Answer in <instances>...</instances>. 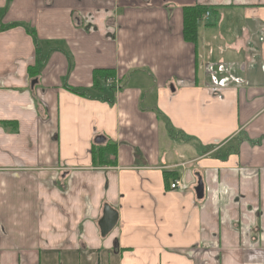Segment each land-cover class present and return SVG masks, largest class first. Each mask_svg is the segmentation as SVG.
<instances>
[{
	"label": "crops",
	"instance_id": "0c3cea01",
	"mask_svg": "<svg viewBox=\"0 0 264 264\" xmlns=\"http://www.w3.org/2000/svg\"><path fill=\"white\" fill-rule=\"evenodd\" d=\"M0 264H264V0H0Z\"/></svg>",
	"mask_w": 264,
	"mask_h": 264
},
{
	"label": "trees",
	"instance_id": "16d2710c",
	"mask_svg": "<svg viewBox=\"0 0 264 264\" xmlns=\"http://www.w3.org/2000/svg\"><path fill=\"white\" fill-rule=\"evenodd\" d=\"M207 12V8L202 6L188 7L183 10V30L182 36L185 42L196 44L197 41V25L203 14ZM113 74L110 70H95L93 72L94 87H98L100 79L107 80L112 78Z\"/></svg>",
	"mask_w": 264,
	"mask_h": 264
},
{
	"label": "water",
	"instance_id": "95a60500",
	"mask_svg": "<svg viewBox=\"0 0 264 264\" xmlns=\"http://www.w3.org/2000/svg\"><path fill=\"white\" fill-rule=\"evenodd\" d=\"M104 141L105 139L101 136H98L94 139L95 144H101ZM194 191L197 199H201L203 194V187L200 179H198V183ZM117 219H118V215L116 211L112 210L108 206H104L102 217L98 222V227L100 229V234L102 237H105L107 234L111 232V230L115 227L117 223Z\"/></svg>",
	"mask_w": 264,
	"mask_h": 264
},
{
	"label": "built area",
	"instance_id": "2783aa9c",
	"mask_svg": "<svg viewBox=\"0 0 264 264\" xmlns=\"http://www.w3.org/2000/svg\"><path fill=\"white\" fill-rule=\"evenodd\" d=\"M208 16V13H205V17H207ZM181 182L179 181V180H175V181H173L171 184H170V186H169V188L171 189V190H174V189H177V188H180L181 187Z\"/></svg>",
	"mask_w": 264,
	"mask_h": 264
},
{
	"label": "rangeland",
	"instance_id": "374dc122",
	"mask_svg": "<svg viewBox=\"0 0 264 264\" xmlns=\"http://www.w3.org/2000/svg\"><path fill=\"white\" fill-rule=\"evenodd\" d=\"M203 16V15H202ZM205 16V15H204Z\"/></svg>",
	"mask_w": 264,
	"mask_h": 264
}]
</instances>
